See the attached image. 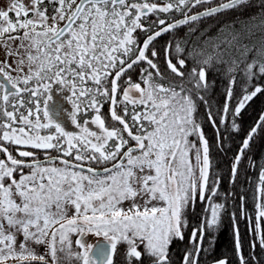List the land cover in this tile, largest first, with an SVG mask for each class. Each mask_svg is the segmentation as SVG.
<instances>
[{
	"label": "snow or ice",
	"instance_id": "snow-or-ice-1",
	"mask_svg": "<svg viewBox=\"0 0 264 264\" xmlns=\"http://www.w3.org/2000/svg\"><path fill=\"white\" fill-rule=\"evenodd\" d=\"M250 7L254 15L214 36L197 27ZM185 27L201 41L176 39ZM219 66L229 86L214 114L208 73ZM237 72L245 86L233 105ZM257 77L264 0H9L0 8V264H200L225 215L237 264H264L254 252L264 251V164L253 218L247 197L222 191L213 174L199 114L202 104L226 151L219 126L241 131L242 112L264 94ZM260 130L264 113L233 157L230 184L246 157L257 167L248 152ZM240 220L254 237L247 256Z\"/></svg>",
	"mask_w": 264,
	"mask_h": 264
},
{
	"label": "trees",
	"instance_id": "trees-1",
	"mask_svg": "<svg viewBox=\"0 0 264 264\" xmlns=\"http://www.w3.org/2000/svg\"><path fill=\"white\" fill-rule=\"evenodd\" d=\"M257 12L255 7L247 8L246 10L240 12H225L214 18H207L202 23L198 24V29L206 30L208 36H214L217 32V29L228 22L234 20L238 15L241 18L251 17ZM187 28H181L175 33L176 39H187L191 43H198L201 41V36L199 31L195 34H192L190 37L186 35ZM171 35H165L159 40L158 47L164 45L167 41L172 39ZM258 38H253V42H256ZM248 59H251V54H249ZM243 67V65H242ZM237 76V83L233 87V101L235 102L242 95V89L245 86V79L241 72L235 73ZM135 79V77H133ZM208 80L210 82V88L207 95L210 104L213 108V113L217 114V110L222 109L225 102L226 90L229 86L228 76L224 71V66H219L218 68L212 69L208 73ZM179 83V80L176 81ZM254 83L264 86V78L257 77ZM251 91V87L248 89ZM264 111V94H258L249 104L246 106V109L242 112L241 117L238 119V122L241 126V131L239 133H231L229 131L230 124H221L219 126V132L223 136L228 137L223 141L226 151H220L216 146L218 142V134L216 129H214L206 120L205 107L201 104L199 108V114L201 122L204 126V131L206 137L210 141L212 146V160H213V174L223 177V182L221 185L222 191L236 192L237 194H243L247 197L246 208L250 216L254 218V192L255 185L259 175V165L264 164V130H260L254 141L251 145V149L248 152V156L252 157L256 161L257 167H249L247 157L242 162L237 183L232 185L228 182L230 175V167L234 155L239 149V146L243 138L247 135V132L255 125L261 113ZM217 119H219L217 115ZM240 201L237 199L235 204L237 208H233V202L231 199L228 200V209L229 211L238 210ZM199 222V206L197 208V215L193 217V225ZM241 239L243 242V248L245 255H249L253 250L250 248V241L254 237L250 234L249 224L245 220H240L239 222ZM190 231V230H189ZM217 239L215 241L214 248L209 252L202 253L200 264H213V261L217 258L228 257L231 264H237V260L234 252V241H233V231H232V222L227 215L223 218V223L220 230L216 233ZM187 240L184 243L177 242L174 247V259H179L182 256ZM207 247V245H205ZM255 255L264 262V251H262L257 245L254 250Z\"/></svg>",
	"mask_w": 264,
	"mask_h": 264
},
{
	"label": "rangeland",
	"instance_id": "rangeland-1",
	"mask_svg": "<svg viewBox=\"0 0 264 264\" xmlns=\"http://www.w3.org/2000/svg\"><path fill=\"white\" fill-rule=\"evenodd\" d=\"M9 0H0V8L7 7Z\"/></svg>",
	"mask_w": 264,
	"mask_h": 264
},
{
	"label": "water",
	"instance_id": "water-1",
	"mask_svg": "<svg viewBox=\"0 0 264 264\" xmlns=\"http://www.w3.org/2000/svg\"><path fill=\"white\" fill-rule=\"evenodd\" d=\"M263 113H264V111H263Z\"/></svg>",
	"mask_w": 264,
	"mask_h": 264
}]
</instances>
